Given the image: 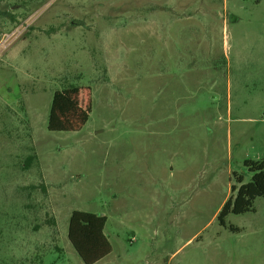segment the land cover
I'll return each mask as SVG.
<instances>
[{"label": "rangeland", "instance_id": "374dc122", "mask_svg": "<svg viewBox=\"0 0 264 264\" xmlns=\"http://www.w3.org/2000/svg\"><path fill=\"white\" fill-rule=\"evenodd\" d=\"M70 85L92 87L90 118L51 131ZM247 159L264 0H0V264H85L73 210L107 217L94 264H264V196L218 218Z\"/></svg>", "mask_w": 264, "mask_h": 264}, {"label": "trees", "instance_id": "16d2710c", "mask_svg": "<svg viewBox=\"0 0 264 264\" xmlns=\"http://www.w3.org/2000/svg\"><path fill=\"white\" fill-rule=\"evenodd\" d=\"M93 107V90L90 85H70L53 94L48 118L51 131H78L90 118ZM32 157H29V163ZM252 178L244 182L243 174H236L237 184L231 186V195L218 213L219 221L226 225L230 213L240 214L254 210V200L264 196V160L247 159L244 162ZM105 215L73 210L68 226V238L85 264H94L112 251L104 232ZM231 229L238 228L231 225Z\"/></svg>", "mask_w": 264, "mask_h": 264}]
</instances>
